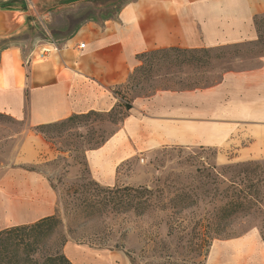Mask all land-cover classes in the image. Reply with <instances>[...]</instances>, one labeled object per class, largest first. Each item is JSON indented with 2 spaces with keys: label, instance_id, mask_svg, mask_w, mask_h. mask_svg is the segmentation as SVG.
Here are the masks:
<instances>
[{
  "label": "rangeland",
  "instance_id": "rangeland-1",
  "mask_svg": "<svg viewBox=\"0 0 264 264\" xmlns=\"http://www.w3.org/2000/svg\"><path fill=\"white\" fill-rule=\"evenodd\" d=\"M121 1L0 0L31 12L23 25L0 36V49L17 45L25 56L49 41L40 57L78 23L114 18L132 0ZM259 27L264 37L263 19ZM254 40L198 51L201 61L195 63L179 62L188 54L173 60L176 52L151 62L137 58L142 66L113 87L117 102L109 110L41 129L0 112V168L42 172L57 197L53 232L36 256L59 252L73 264H264V125L226 124L223 137L208 144L143 146L116 166L110 184L94 179L86 158L122 128L126 104L162 92L201 90L227 73L253 68L264 56V38ZM249 170L255 173H244ZM124 186L150 191L143 213L123 207L124 193L115 189ZM238 187L259 202L225 216L226 195Z\"/></svg>",
  "mask_w": 264,
  "mask_h": 264
},
{
  "label": "crops",
  "instance_id": "crops-1",
  "mask_svg": "<svg viewBox=\"0 0 264 264\" xmlns=\"http://www.w3.org/2000/svg\"><path fill=\"white\" fill-rule=\"evenodd\" d=\"M25 11L26 22L31 12ZM262 13L264 0H132L114 18L78 23L40 57L49 41L25 56L17 45L2 47L0 112L36 127L109 110L117 102L113 87L126 82L138 54L256 39L254 17ZM242 123L264 125V56L211 87L138 99L126 110L122 128L88 151V168L98 182L110 184L116 166L143 146L213 143L226 124ZM56 203L42 172L0 168V229L53 215Z\"/></svg>",
  "mask_w": 264,
  "mask_h": 264
},
{
  "label": "trees",
  "instance_id": "trees-1",
  "mask_svg": "<svg viewBox=\"0 0 264 264\" xmlns=\"http://www.w3.org/2000/svg\"><path fill=\"white\" fill-rule=\"evenodd\" d=\"M106 2L112 6L120 4L121 0H106ZM0 8H13L0 5ZM263 19L264 13L256 15L254 17V24L257 31L256 40L252 41L256 44H259L262 39L263 34L259 27V20ZM247 43V42H246ZM237 45V44H235ZM217 48H221L220 46ZM211 48H179V47H169V48H158L142 52L137 55L138 59L143 61H150L154 58L157 59V56H166L171 52H176L178 55L174 57L173 60H178L177 56H182V54H188L179 60V62L186 61L188 63H195L201 61L200 57H197L194 53L198 51H203L207 53ZM158 60V59H157ZM172 60V59H171ZM142 65L137 66L136 68L141 67ZM132 77V73L128 76V80ZM127 80V81H128ZM117 89L115 93H117ZM126 109L130 108L129 104L125 105ZM96 111L91 110L87 113H95ZM85 114V113H83ZM82 114H73L66 118L65 120H72ZM62 120V121H65ZM61 121V122H62ZM46 124H41L36 126L37 129H41ZM254 171L249 170L244 173H251ZM255 173V172H254ZM252 173V174H254ZM239 186V184L237 185ZM120 189L124 193L123 207L126 210L132 209L136 213H143L149 205V197L144 196L145 194H150V191L147 188H134L131 186H124L122 188H116L115 190ZM243 188L236 190L233 195H226L227 199L223 205L222 212L227 215H232L238 211H247L248 208H251L252 205L258 203L256 196H253L249 193H243ZM54 215L43 217L35 222L27 224H19L9 226L3 229H0V264H73L63 253L54 252L47 254L38 258L36 256L40 244H42L53 232L50 222L54 221Z\"/></svg>",
  "mask_w": 264,
  "mask_h": 264
},
{
  "label": "water",
  "instance_id": "water-1",
  "mask_svg": "<svg viewBox=\"0 0 264 264\" xmlns=\"http://www.w3.org/2000/svg\"><path fill=\"white\" fill-rule=\"evenodd\" d=\"M27 11L17 8H0V36L9 34L25 22Z\"/></svg>",
  "mask_w": 264,
  "mask_h": 264
},
{
  "label": "built area",
  "instance_id": "built-area-1",
  "mask_svg": "<svg viewBox=\"0 0 264 264\" xmlns=\"http://www.w3.org/2000/svg\"><path fill=\"white\" fill-rule=\"evenodd\" d=\"M83 46V44H80V47H82Z\"/></svg>",
  "mask_w": 264,
  "mask_h": 264
}]
</instances>
